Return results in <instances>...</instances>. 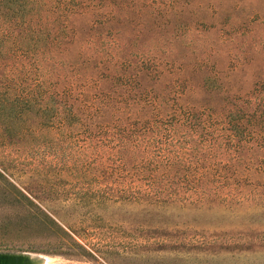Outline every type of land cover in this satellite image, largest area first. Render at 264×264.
I'll return each instance as SVG.
<instances>
[{
    "label": "rangeland",
    "instance_id": "1",
    "mask_svg": "<svg viewBox=\"0 0 264 264\" xmlns=\"http://www.w3.org/2000/svg\"><path fill=\"white\" fill-rule=\"evenodd\" d=\"M31 2L30 34L0 11V99L31 104L16 136L0 122V252L264 264V141L231 143L225 116L263 103L264 0ZM176 82L204 110L164 127Z\"/></svg>",
    "mask_w": 264,
    "mask_h": 264
},
{
    "label": "trees",
    "instance_id": "2",
    "mask_svg": "<svg viewBox=\"0 0 264 264\" xmlns=\"http://www.w3.org/2000/svg\"><path fill=\"white\" fill-rule=\"evenodd\" d=\"M32 2L31 0H0V11L3 13L2 16L7 18L8 23L10 24L8 27L16 26L19 21L17 19H22L21 22L19 23V26L21 28V31L24 32L25 34H30L34 32V29L31 25V22H33V9L31 7ZM66 9L71 8L72 6H65ZM24 20V21H23ZM125 28H129L130 32L135 33L134 39L136 40L137 33L140 30H148L146 27L140 24L141 26L137 31H135V28L137 25L134 24H126ZM118 26L121 27V29L125 30L124 24H118ZM131 26V27H130ZM114 27V26H113ZM110 28V26H109ZM41 26L36 28V33L41 35V39H39V44H41L40 48H43V46H46L50 43L53 42L54 38H50V40L45 41L43 35V30ZM120 29V30H121ZM128 29V30H129ZM119 31V30H118ZM116 33V32H115ZM28 36V35H27ZM180 87V83L176 82L175 90L172 91L173 95L171 98H166L165 100L159 101L158 107H156V110L159 111L156 113L157 115H154L156 120H159V124L164 127H167L168 123H171L170 118L178 116L177 112L182 113V118L185 117L186 120L190 121H195L194 118V112L198 110H204V108L200 107H195L193 106L194 104H188L182 101L183 98H186L187 96H194L193 94L196 93L197 90L191 91L189 89V92L183 91L181 92L178 91V88ZM177 88V89H176ZM196 95V94H195ZM55 96L58 97V102L57 105L55 106L54 110L51 113V116L49 118H46V112L45 109L46 107L44 106V103L42 106L39 107V113H42L43 116L46 118L47 121L51 122L55 121L58 125H63L64 124V119L62 116L63 111H67L66 108H68V111L70 114L71 110H69V106H61V103H59V100L61 99V95L56 94ZM43 100V99H42ZM170 101V103L168 102ZM167 101V102H166ZM23 105L25 109H22ZM30 103L27 102L25 99H21L20 103L18 105L16 104V100L13 99H0V122L2 125V130L3 132L8 136V137H14L17 135V133L20 130L19 123L21 124L22 118L24 113L30 110ZM63 109V110H62ZM165 111L163 115L160 114V112ZM234 115L237 116V118H234ZM187 116L189 117L187 119ZM225 116L227 118L226 125L229 127V118H231V122L235 121L236 124L234 125L231 123L233 126V130L227 128V131L233 132V135L230 134L229 132L227 133L228 136H230V142L236 144L237 146L243 148L244 146H249V147H257L258 143L264 141V99L263 103L259 105H249L245 106L244 108L241 107H235L232 105L228 110L227 113H225ZM50 119V120H48ZM225 119V118H224ZM168 120V121H167ZM177 120H179L177 118ZM165 122V123H164ZM52 127V125H50ZM192 132H197L196 130ZM237 133H240L237 135ZM240 138L236 141H234L236 138ZM229 141V140H228Z\"/></svg>",
    "mask_w": 264,
    "mask_h": 264
},
{
    "label": "water",
    "instance_id": "3",
    "mask_svg": "<svg viewBox=\"0 0 264 264\" xmlns=\"http://www.w3.org/2000/svg\"><path fill=\"white\" fill-rule=\"evenodd\" d=\"M50 258L29 252H0V264H49Z\"/></svg>",
    "mask_w": 264,
    "mask_h": 264
}]
</instances>
